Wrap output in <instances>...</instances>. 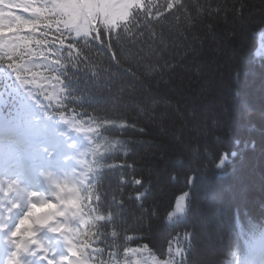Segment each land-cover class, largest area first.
<instances>
[{"label":"trees","instance_id":"16d2710c","mask_svg":"<svg viewBox=\"0 0 264 264\" xmlns=\"http://www.w3.org/2000/svg\"><path fill=\"white\" fill-rule=\"evenodd\" d=\"M195 2L223 11L200 15L191 27L170 21L173 33L188 37L175 51L140 53L138 46L125 44L117 65L96 43L86 54L97 75L81 66L72 87L83 98L85 119L94 114L136 126L109 123L100 129L122 141L104 162L121 163L127 151L132 167L104 170L98 187L106 203L124 200L118 226L127 235L146 234L132 246L145 244L141 251L149 264H243L246 234L264 227V0ZM165 61L177 66L167 69ZM19 85L0 64L7 117ZM47 113L60 124L53 125L56 130L82 140L83 153L94 146L88 133L73 129L52 109ZM84 161L90 164L91 156ZM121 176L127 181L123 191ZM134 179L147 188L142 204L128 199L141 190Z\"/></svg>","mask_w":264,"mask_h":264},{"label":"snow or ice","instance_id":"6c2138e0","mask_svg":"<svg viewBox=\"0 0 264 264\" xmlns=\"http://www.w3.org/2000/svg\"><path fill=\"white\" fill-rule=\"evenodd\" d=\"M222 11L219 5L195 0L191 4L189 0H0V64L7 65L24 89L19 94L17 90L16 105L5 119L16 123L22 119L25 101L33 106L38 102L44 111L52 109L73 129L94 139V146L81 155V163L87 155L91 156V163L74 173V179L57 182L50 191L25 196L15 216L7 213V223L3 219L4 209H0V232L7 236L10 245L7 264H149L150 257L145 259L148 254L141 251L145 244L132 246L135 240L143 241L146 234L142 231L127 235L118 226L124 200L113 197L112 202L106 203L98 187L104 170L132 167L126 159L127 151L123 152L125 159L121 163L104 162V157L113 153L122 141L110 140L100 129L109 123L121 128L136 126L123 119L110 122L94 114L85 119L86 111H80L83 98L74 95L72 87L75 70L83 66L93 76L97 75L94 62L86 54L96 43L111 54L117 65L118 51L122 54L125 44L138 46L140 53L145 49L151 54L170 48L175 51L182 46L178 41L188 37L182 31L173 33L170 21H185L191 27L198 16L215 17ZM206 27L213 31V25ZM176 66L167 61L164 64L167 69ZM70 69L74 70L71 74ZM128 71L136 76L131 69ZM9 140L12 144L19 143L14 138ZM17 162L25 168L38 163L33 154L19 160L12 152L6 160L0 157L3 169ZM8 179L15 176L9 175ZM120 183L123 191L122 186L127 183L123 176ZM132 183L141 190L128 199L142 204L147 188L142 179H134ZM49 233L68 239L66 255L57 258L45 246L42 237ZM244 244L248 249L244 264H264V254L259 258L256 255L257 250H264V227L250 230Z\"/></svg>","mask_w":264,"mask_h":264},{"label":"rangeland","instance_id":"374dc122","mask_svg":"<svg viewBox=\"0 0 264 264\" xmlns=\"http://www.w3.org/2000/svg\"><path fill=\"white\" fill-rule=\"evenodd\" d=\"M22 119L24 120V123L26 125H29V119H25L23 117H22ZM3 121H1V123H3ZM3 124L6 125V123H3ZM41 130L46 132V128H44V127H41ZM36 131H38V130L36 129ZM31 134H33L32 130H31ZM72 142H74V140L73 141H60L57 144H52L51 146H49L47 151H45V154L49 159L58 160V161H61L63 163H66V164L75 162V165L77 167V169L75 171H72L70 173V177H69V172L66 170H63V174H62L63 177H59L58 179H56L53 182L54 184L57 182H60V181H67V180L73 179V177H74L73 174L74 173L78 174L79 168L84 166V163H81L80 145L78 143H75V142L72 143ZM68 146H69V149L64 150L65 152L64 151H57V147L62 148V147H68ZM82 154H83V151H82ZM22 184L23 183H21L20 181H17V183L16 182L12 183L11 187H8L6 185V188H4V191L6 193H9V195H10V193H15V196H13V201L18 205L19 204L21 205V203H23L22 192L24 190H26V188ZM138 187H140V186H138ZM16 196H18L20 199H16ZM235 264H237V263H235Z\"/></svg>","mask_w":264,"mask_h":264},{"label":"bare ground","instance_id":"6f19581e","mask_svg":"<svg viewBox=\"0 0 264 264\" xmlns=\"http://www.w3.org/2000/svg\"><path fill=\"white\" fill-rule=\"evenodd\" d=\"M1 121H3V119L0 117V122ZM0 126H1V124H0ZM10 212V210H8V209H6V211H5V214H4V216H3V218H5V220H7L8 219V217H7V213H9ZM13 215V214H12ZM14 216V215H13ZM3 234V233H2ZM53 235H59V234H56V233H52ZM59 242H56V244H50V243H48V244H45V246L47 247V248H49L54 254L56 253L57 255H59V253H57L58 252V249H56L55 248V246H62L63 244H58ZM2 247H5V248H7V249H9V247H10V245H9V241H8V239H5V240H1L0 239V248H2ZM67 250H68V247H63L62 248V251H63V254H66L67 253Z\"/></svg>","mask_w":264,"mask_h":264},{"label":"water","instance_id":"95a60500","mask_svg":"<svg viewBox=\"0 0 264 264\" xmlns=\"http://www.w3.org/2000/svg\"><path fill=\"white\" fill-rule=\"evenodd\" d=\"M6 100L4 97L0 94V106H3L5 104Z\"/></svg>","mask_w":264,"mask_h":264}]
</instances>
